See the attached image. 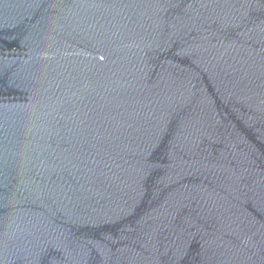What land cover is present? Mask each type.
<instances>
[{
    "label": "water",
    "instance_id": "95a60500",
    "mask_svg": "<svg viewBox=\"0 0 264 264\" xmlns=\"http://www.w3.org/2000/svg\"><path fill=\"white\" fill-rule=\"evenodd\" d=\"M0 264H264V0H0Z\"/></svg>",
    "mask_w": 264,
    "mask_h": 264
}]
</instances>
